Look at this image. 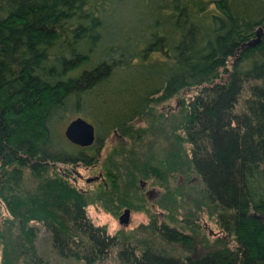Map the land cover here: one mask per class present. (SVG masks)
I'll return each mask as SVG.
<instances>
[{
	"label": "trees",
	"instance_id": "16d2710c",
	"mask_svg": "<svg viewBox=\"0 0 264 264\" xmlns=\"http://www.w3.org/2000/svg\"><path fill=\"white\" fill-rule=\"evenodd\" d=\"M179 96L166 160L141 145L135 164L159 181L184 165L198 176L223 233L200 254L161 221L148 238L109 234L72 168L54 169L89 165L107 133ZM72 110L96 130L75 152L55 132ZM158 114L145 128L163 125ZM0 201L2 264H46L37 224L58 255L86 264L112 249L118 264H264V0H0Z\"/></svg>",
	"mask_w": 264,
	"mask_h": 264
},
{
	"label": "rangeland",
	"instance_id": "374dc122",
	"mask_svg": "<svg viewBox=\"0 0 264 264\" xmlns=\"http://www.w3.org/2000/svg\"><path fill=\"white\" fill-rule=\"evenodd\" d=\"M183 94H192V89ZM180 103L181 96L174 97L156 105L155 116L137 117L124 130L107 133L99 146L96 145L95 158L89 165L76 164L73 168L72 165L67 167L65 164L56 162L54 169L72 168L73 172L70 176L73 179L71 180L87 197L86 213L94 224L104 225L109 234L122 236L129 242L128 238L135 240L148 238L151 222L161 221L166 225L178 227L183 233L193 235L194 253L200 254L214 247L215 238L223 233L217 227L214 216L209 214V206L203 197L198 176L184 165L175 168L170 178L159 181L150 175L145 177L141 165L135 164V160L140 156L137 149L141 145L143 152L147 151L150 155L166 160L160 151L164 147L166 152L167 145L170 149L172 143L176 141V126L173 119L179 116ZM158 113L162 114V120L165 121L163 125H159L157 131L145 128L152 121L159 119ZM83 114L86 113L68 111L56 125L55 132L59 136L57 144L62 150L73 152L79 150L78 146L72 145L65 138L63 130L69 120ZM132 128L145 129L138 131L141 135L136 136L137 133L132 132ZM97 131L102 134L101 129L97 128ZM133 131L137 132V130ZM158 136L160 139H157L150 149V143H153L152 140L154 141ZM137 139L139 142L136 141ZM133 145H135V151L130 149ZM91 148H86L84 152L90 154ZM110 174L114 176L113 181L109 179ZM125 208H129L128 222L121 223L119 216ZM6 214L0 201V217ZM36 226L38 228L35 239L36 249L45 259L46 264H86L75 258H62L58 255L52 248L50 233L41 224ZM154 241H158L157 243L163 248H169V244H163L155 235L151 242L154 244ZM1 248L0 244V264H2ZM181 248V246H175V251L182 252ZM116 250L112 249L106 259L92 264H118Z\"/></svg>",
	"mask_w": 264,
	"mask_h": 264
},
{
	"label": "water",
	"instance_id": "95a60500",
	"mask_svg": "<svg viewBox=\"0 0 264 264\" xmlns=\"http://www.w3.org/2000/svg\"><path fill=\"white\" fill-rule=\"evenodd\" d=\"M261 30H257V37L260 36ZM257 41V39L255 40ZM64 136L72 143L80 146H88L95 140L94 125L81 116L71 119L63 130ZM129 218V208H125L119 216L121 223H127Z\"/></svg>",
	"mask_w": 264,
	"mask_h": 264
},
{
	"label": "flooded vegetation",
	"instance_id": "af4514ba",
	"mask_svg": "<svg viewBox=\"0 0 264 264\" xmlns=\"http://www.w3.org/2000/svg\"><path fill=\"white\" fill-rule=\"evenodd\" d=\"M77 146V145H76ZM145 183V182H144Z\"/></svg>",
	"mask_w": 264,
	"mask_h": 264
}]
</instances>
